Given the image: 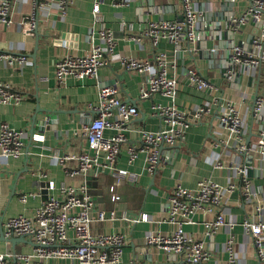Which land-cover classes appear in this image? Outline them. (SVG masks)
Here are the masks:
<instances>
[{
	"label": "crops",
	"instance_id": "obj_1",
	"mask_svg": "<svg viewBox=\"0 0 264 264\" xmlns=\"http://www.w3.org/2000/svg\"><path fill=\"white\" fill-rule=\"evenodd\" d=\"M40 1L46 8L41 11L36 28H32L26 20L33 11L32 0H12L10 24L0 23V50L29 58L23 68L8 66L0 61V80L10 83L14 90L24 96L19 104L0 102V128L7 123L16 130L28 132L25 155L20 158L0 157V226L18 215L33 217L36 209L48 198L60 195L62 185L85 187L94 201L90 226L92 234L121 233L126 236L122 264H191L181 256L164 253L146 242L151 232L170 235L175 230V226L166 221L169 193L177 185L194 188L202 179H211L223 185L235 182L239 187L241 182L235 176V167L252 163L250 176L260 192L259 200L264 201V162L256 158L249 160L248 156L238 154L222 142L227 140L228 135L214 109L212 115L187 130L186 139L180 147L165 146L162 149L161 163L153 176L145 170L144 153H140L138 159L129 164L128 154L123 150L117 167L134 172L139 178L136 183L120 186L117 189L120 199L113 201L110 186L114 179L109 172L99 176L69 177L66 169H75L78 162L68 160L61 165L55 156L89 152L82 129L95 115L90 106H97L102 88L117 85L121 99L137 106L139 115L128 132V138L134 145H141L138 131H156L161 128L162 121L152 114V107L158 103L167 104L168 100L160 94L141 100V89L148 85L147 75L129 72L119 61H111L100 70L97 78H68L63 85L56 79L55 63L67 55L83 56L90 51L92 34L97 28L93 23V7L99 3L106 26L116 39L112 59L127 56L153 60L158 52L168 53L176 61L175 73L180 81L178 107L191 110L215 96H222L235 103L246 120V140L253 141L264 126V114L255 120L251 114L256 95H264V62L254 81L248 75L238 81H230L224 76L222 66L226 57L228 60L231 58L230 54H233L240 40L245 42L246 51H254L252 41L248 39L258 32L257 25L250 22L242 26L231 39L226 35L225 27L217 31L210 30L198 19L195 53L185 47L177 51V47L169 40H162L158 45L148 38L140 42L131 40L132 36L143 32L150 22L180 19L182 9L177 0H128L129 4L121 7H116L114 0H76L64 14L58 9L57 0ZM250 2L197 0L196 9L199 17L205 21L211 14L222 20L232 10L236 17L242 15ZM122 22L126 23V28H122ZM194 69L214 83L218 90L214 93L202 92L189 86L188 73ZM106 133L113 134L112 131ZM217 158L222 166L220 168L214 166ZM33 171L45 172L48 177L39 179L32 175ZM49 181L55 183V190H47ZM31 192H40V195L30 197L26 203L20 201V195ZM99 210L107 213L115 210L119 215L125 211L131 218L143 213L149 216L150 221L137 224L121 219L99 221L96 219ZM222 210L228 221H237L233 229L224 226L212 237L206 235L204 224L215 216L203 213L195 214L193 223L185 226V231L204 242L210 253V258L202 264H228L225 245L230 236L234 239L239 264H264L257 258L253 241L241 226L245 218H259L253 204L244 201L238 188L227 195ZM19 237L6 238L0 229V253H32L34 243L30 238L11 241ZM8 261L12 263L13 258ZM48 264L78 263L53 259Z\"/></svg>",
	"mask_w": 264,
	"mask_h": 264
},
{
	"label": "built area",
	"instance_id": "obj_2",
	"mask_svg": "<svg viewBox=\"0 0 264 264\" xmlns=\"http://www.w3.org/2000/svg\"><path fill=\"white\" fill-rule=\"evenodd\" d=\"M12 0H0V23L10 24L9 18ZM180 2L182 16L178 20H159L150 22L147 28L132 36L131 40L140 42L143 38L150 39L154 45L162 40H169L180 51L188 48L196 51L197 27L199 12L196 9L197 0H177ZM32 14L26 18L32 28H36L41 11L46 6L40 0H32ZM76 0H57L58 9L64 14ZM128 0H114L116 7L128 5ZM93 23L96 31L92 34V47L83 55H67L55 63V74L59 84L66 79L97 78L102 68L111 61H119L124 68L133 73L146 74L148 85L141 89L140 99L152 98L160 94L168 100L167 104L158 103L152 107V114L162 121L159 130L138 131L141 145H134L128 138V132L133 121L138 117L137 106L121 99L117 85L102 88L99 92L97 106H90L95 112L91 121L84 125L82 134L86 138L89 152L73 155L55 156L57 162L64 165L68 160H76L75 169H66L69 177L80 175L99 176L109 172L114 179L110 186L113 201L120 196L117 189L128 183L138 182L139 175L127 169L117 167L118 158L123 150L133 164L140 153L146 156L145 170L149 175H155L161 163V151L166 147H180L185 139L187 130L201 122L206 116L212 115L214 109L220 124L228 135L222 142L240 155L248 156L249 160L256 158L264 162V126L253 141H247L248 129L246 120L235 105L222 96H215L203 102L196 108L184 110L177 105L180 81L175 73L176 61L166 52H158L153 60H140L136 57H119L112 59L115 52L116 39L105 23L99 3L93 7ZM252 22L257 25L252 47L254 51H246L245 42L239 41L230 58V67L226 70V78L234 81L236 74L242 77L248 75L252 81L260 74L264 62V0H251L249 7L231 21L234 33L242 26ZM122 28H126L122 22ZM129 28H132L129 26ZM185 44V46H183ZM0 61L8 66L23 68L29 58L22 54H14L0 50ZM189 86L198 91L211 92L218 90L214 83L206 79L198 70H190L187 77ZM24 96L14 90L8 82L0 80V102L19 104ZM253 119H260L264 114V95L257 94L251 110ZM112 131V135H107ZM28 132L16 130L7 123L0 128V157L20 158L25 155V138ZM253 161V160H252ZM214 166L222 167L218 158ZM252 165L235 167V176L241 184L229 182L225 185L211 179L200 180L196 187L186 188L177 185L168 195V217L166 221L175 226L170 235L151 232L147 235L148 245L157 247L168 254L181 256L191 264H202L210 258L204 242L194 238L185 231V226L193 223L197 213L214 214V218L205 222L206 235L212 237L222 227L233 229L237 221H228L222 210L228 194L238 188L244 201L253 204L259 218H245L241 223L245 234L251 237L257 258L264 262V201L259 200L260 192L255 181L250 176ZM32 175L39 179H47L45 172L33 171ZM56 189L54 182H48L47 190ZM40 192L20 195V201L26 203L30 197L39 196ZM264 200V198H263ZM94 201L85 187L62 185L59 196H51L35 211L33 217L18 215L9 218L0 226L6 238L14 236L28 237L34 243L30 254L0 253V264H48L50 260L60 259L78 264H122L124 247L127 239L124 234L112 233L94 236L90 226L93 221ZM97 220H125L132 224L149 222L146 214L131 218L127 212L120 215L112 210L109 213L99 210ZM228 253V264H239L234 250V239L230 236L225 245ZM13 258L9 263L8 259Z\"/></svg>",
	"mask_w": 264,
	"mask_h": 264
},
{
	"label": "water",
	"instance_id": "obj_3",
	"mask_svg": "<svg viewBox=\"0 0 264 264\" xmlns=\"http://www.w3.org/2000/svg\"><path fill=\"white\" fill-rule=\"evenodd\" d=\"M234 17H235V13L232 10V12L230 14L225 15V17L222 20L217 19V15L216 16L215 15L213 16V14H211V15H209L208 20H206V21L202 17H199V22L205 23V26L206 27H209L208 29H210V30L212 29L214 31H217V30L221 29L222 27H225L226 33H227L226 35H228V37H230L232 39L234 37V35H235L234 30H233V27H232V24H231V21L234 19ZM210 30H208V31H210ZM36 34L38 35V30L36 31ZM255 35L256 34H252L249 37L248 41L249 42L253 41ZM215 38L216 39L218 38L217 35H215ZM230 56H231V54H230ZM229 67H230V59L228 60V57H226V61L224 62L223 66H222V69H223L222 71L224 72V76L225 77H226V70ZM241 78H242V76L240 74H236L234 80L235 81H238ZM51 120L52 119H50V122L52 123ZM248 165L251 166L252 163H248ZM249 172L251 173V169H250ZM2 235L4 236L3 231H2ZM20 239L25 240V237L22 236V237H19V238H14L11 241L14 242V241H18Z\"/></svg>",
	"mask_w": 264,
	"mask_h": 264
}]
</instances>
